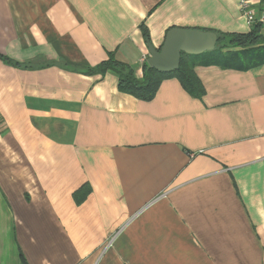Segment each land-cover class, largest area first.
<instances>
[{"label": "crops", "instance_id": "1", "mask_svg": "<svg viewBox=\"0 0 264 264\" xmlns=\"http://www.w3.org/2000/svg\"><path fill=\"white\" fill-rule=\"evenodd\" d=\"M241 1L0 0V264H264V64L87 73L141 79L143 27L248 33Z\"/></svg>", "mask_w": 264, "mask_h": 264}, {"label": "trees", "instance_id": "2", "mask_svg": "<svg viewBox=\"0 0 264 264\" xmlns=\"http://www.w3.org/2000/svg\"><path fill=\"white\" fill-rule=\"evenodd\" d=\"M142 31L144 39L150 43L147 28L143 27ZM215 33L219 37V42L214 52L196 56L183 55L180 68L172 74H160L146 62L143 77L138 79L131 66L119 62L113 56H110L97 68H90L87 73L104 75L112 72L118 77L119 88L122 92L142 100H151L161 83L168 78H176L190 95L202 98L205 91L195 73L197 66L215 65L226 69L245 71L264 64V31L260 24L252 26L248 33ZM229 46L241 49L240 54L230 52L228 56H224L222 51ZM76 198L79 199L78 195Z\"/></svg>", "mask_w": 264, "mask_h": 264}, {"label": "water", "instance_id": "3", "mask_svg": "<svg viewBox=\"0 0 264 264\" xmlns=\"http://www.w3.org/2000/svg\"><path fill=\"white\" fill-rule=\"evenodd\" d=\"M219 42L213 31L190 30L183 28L170 29L160 48L148 43V65L160 74H172L181 65L182 56H196L214 52Z\"/></svg>", "mask_w": 264, "mask_h": 264}, {"label": "built area", "instance_id": "4", "mask_svg": "<svg viewBox=\"0 0 264 264\" xmlns=\"http://www.w3.org/2000/svg\"><path fill=\"white\" fill-rule=\"evenodd\" d=\"M254 0H242L240 3V9L247 20L249 26L260 24L264 30V12H258ZM264 4V0H260Z\"/></svg>", "mask_w": 264, "mask_h": 264}, {"label": "rangeland", "instance_id": "5", "mask_svg": "<svg viewBox=\"0 0 264 264\" xmlns=\"http://www.w3.org/2000/svg\"><path fill=\"white\" fill-rule=\"evenodd\" d=\"M230 52L235 53V54H240L241 49L229 46L227 49L222 51V54H224V56H228Z\"/></svg>", "mask_w": 264, "mask_h": 264}]
</instances>
